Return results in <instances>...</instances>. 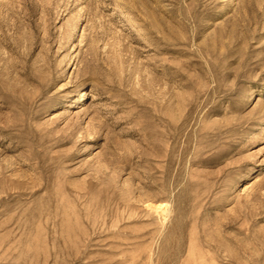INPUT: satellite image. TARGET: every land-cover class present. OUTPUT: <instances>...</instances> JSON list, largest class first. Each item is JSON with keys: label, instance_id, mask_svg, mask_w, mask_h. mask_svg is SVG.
<instances>
[{"label": "rangeland", "instance_id": "1", "mask_svg": "<svg viewBox=\"0 0 264 264\" xmlns=\"http://www.w3.org/2000/svg\"><path fill=\"white\" fill-rule=\"evenodd\" d=\"M0 264H264V0H0Z\"/></svg>", "mask_w": 264, "mask_h": 264}, {"label": "bare ground", "instance_id": "2", "mask_svg": "<svg viewBox=\"0 0 264 264\" xmlns=\"http://www.w3.org/2000/svg\"><path fill=\"white\" fill-rule=\"evenodd\" d=\"M158 204H156L154 207H153V209H154V211H160V212H162V211H165V210H167L166 208V206H165V204L167 203H165V202H157ZM153 204V203H152ZM148 206H151V205H148ZM168 213V212H167Z\"/></svg>", "mask_w": 264, "mask_h": 264}]
</instances>
